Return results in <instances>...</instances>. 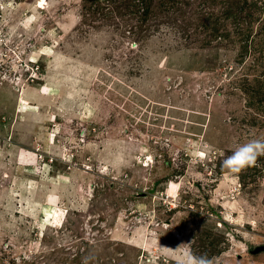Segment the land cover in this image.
Masks as SVG:
<instances>
[{
    "label": "rangeland",
    "instance_id": "rangeland-1",
    "mask_svg": "<svg viewBox=\"0 0 264 264\" xmlns=\"http://www.w3.org/2000/svg\"><path fill=\"white\" fill-rule=\"evenodd\" d=\"M260 137L264 0H0V264H264Z\"/></svg>",
    "mask_w": 264,
    "mask_h": 264
},
{
    "label": "clouds",
    "instance_id": "clouds-1",
    "mask_svg": "<svg viewBox=\"0 0 264 264\" xmlns=\"http://www.w3.org/2000/svg\"><path fill=\"white\" fill-rule=\"evenodd\" d=\"M264 156V137L250 139L248 142L238 144L231 155L221 163L222 170H227L232 174H239L243 170L254 167L258 157ZM179 256L175 264H215V258H209L207 254L197 256L185 243L177 245ZM91 256L84 257L82 264H89Z\"/></svg>",
    "mask_w": 264,
    "mask_h": 264
},
{
    "label": "bare ground",
    "instance_id": "bare-ground-1",
    "mask_svg": "<svg viewBox=\"0 0 264 264\" xmlns=\"http://www.w3.org/2000/svg\"><path fill=\"white\" fill-rule=\"evenodd\" d=\"M65 218H66L65 214L64 215L62 214L60 217H59V215H56V219H55V217L52 218L55 220H52V225H50V226L56 227V228H61L63 223H64Z\"/></svg>",
    "mask_w": 264,
    "mask_h": 264
},
{
    "label": "crops",
    "instance_id": "crops-1",
    "mask_svg": "<svg viewBox=\"0 0 264 264\" xmlns=\"http://www.w3.org/2000/svg\"><path fill=\"white\" fill-rule=\"evenodd\" d=\"M172 250L169 251V258L172 260V261H176L177 257L179 256V253L177 252H174V249L171 248ZM173 251V252H172Z\"/></svg>",
    "mask_w": 264,
    "mask_h": 264
},
{
    "label": "water",
    "instance_id": "water-1",
    "mask_svg": "<svg viewBox=\"0 0 264 264\" xmlns=\"http://www.w3.org/2000/svg\"><path fill=\"white\" fill-rule=\"evenodd\" d=\"M263 251H264V246L256 248L253 253L257 254V253H260V252H263Z\"/></svg>",
    "mask_w": 264,
    "mask_h": 264
}]
</instances>
